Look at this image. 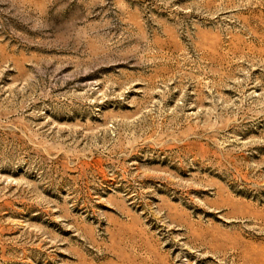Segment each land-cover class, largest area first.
<instances>
[{
  "label": "rangeland",
  "instance_id": "rangeland-1",
  "mask_svg": "<svg viewBox=\"0 0 264 264\" xmlns=\"http://www.w3.org/2000/svg\"><path fill=\"white\" fill-rule=\"evenodd\" d=\"M0 264H264V0H0Z\"/></svg>",
  "mask_w": 264,
  "mask_h": 264
}]
</instances>
